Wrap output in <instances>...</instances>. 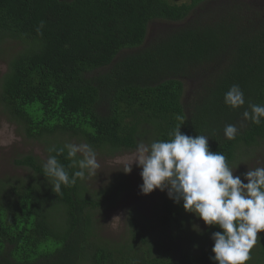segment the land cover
<instances>
[{
  "label": "trees",
  "instance_id": "obj_1",
  "mask_svg": "<svg viewBox=\"0 0 264 264\" xmlns=\"http://www.w3.org/2000/svg\"><path fill=\"white\" fill-rule=\"evenodd\" d=\"M6 39L23 50L0 81V104L29 137L70 134L116 152L170 140L181 127L209 136L230 166L239 151L264 144V118L257 125L242 115L264 105V0H0ZM234 84L244 92L240 108L224 102ZM228 124L239 129L233 140ZM57 159L70 176L78 170L67 150ZM14 162L33 178L0 179V264H214L211 236L222 230L198 236L182 201L161 195L152 218L131 217L128 240L107 243L95 211L117 201L123 176L97 192L77 178L55 193L38 156ZM259 235L247 264L264 260Z\"/></svg>",
  "mask_w": 264,
  "mask_h": 264
},
{
  "label": "clouds",
  "instance_id": "obj_2",
  "mask_svg": "<svg viewBox=\"0 0 264 264\" xmlns=\"http://www.w3.org/2000/svg\"><path fill=\"white\" fill-rule=\"evenodd\" d=\"M44 26L45 21H41L37 32L41 33ZM224 102L232 108L245 105L244 92L238 84L225 93ZM249 107L251 111L245 110L243 119L259 125L264 118V105ZM238 132L233 124L224 128L229 140L235 139ZM171 135L170 140L139 143L134 159L124 172L130 173L135 164L142 169V194L157 189L166 191L175 203L182 201L187 212L222 230L211 236L214 256L209 259L214 264H247L257 240L262 239L259 234L264 232V167L249 169L242 178L234 175L236 170L233 171L223 153L210 150L209 136H189L181 132V127ZM65 150L71 161L69 167L78 169L71 176L57 159ZM48 151L43 174L55 193L61 191L62 185L75 184L77 178L83 180L94 175L100 167L96 152L88 144L67 143L59 149L50 147ZM53 152L56 155H51ZM78 153L82 158H77Z\"/></svg>",
  "mask_w": 264,
  "mask_h": 264
},
{
  "label": "rangeland",
  "instance_id": "obj_3",
  "mask_svg": "<svg viewBox=\"0 0 264 264\" xmlns=\"http://www.w3.org/2000/svg\"><path fill=\"white\" fill-rule=\"evenodd\" d=\"M175 1L182 3L188 0ZM249 1L255 2L257 0ZM159 26L160 24H156L151 29L156 31ZM0 44V81L2 82L3 76L8 71L10 61L16 54L23 50V43L19 40L6 39L1 41ZM185 82L186 102L189 104L191 102V88L198 84L199 81L196 82L195 79H192ZM56 141L62 142L63 144H87L81 136H73L70 134L54 135L42 139L29 137L24 124L10 119L5 112L4 106L0 104V179L6 178L14 180L15 178H19L25 181L32 180L33 172L29 168L18 166L14 162L15 159L19 160L26 155L33 154L45 162L49 155L48 147L55 144ZM94 151L96 152L100 167L94 175L86 176L85 184L87 187L92 192H97L109 186L121 176H123L127 184V187L115 203H107L95 211V218L99 222L101 229L99 231L101 240L107 243L123 242L129 239L131 217H136L137 219H140L141 216L152 218L154 207L159 201V197L167 194V192L157 189L151 194L144 195L140 190V185L143 183L140 175L142 169L133 164L130 173L124 172L127 170V165L134 159L136 149L116 152L101 149H94ZM238 155L239 157L230 166L233 171L236 170L234 175H241L243 178L242 174L249 169L264 167V144L245 148L239 151ZM244 182L247 183L246 180ZM191 221L192 228L197 232L198 236L205 237L206 235L204 233L210 232L212 226L206 225L195 214L191 218ZM151 233L154 238H159L157 232ZM189 235H191V224ZM257 264H264V260Z\"/></svg>",
  "mask_w": 264,
  "mask_h": 264
}]
</instances>
